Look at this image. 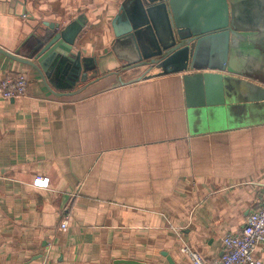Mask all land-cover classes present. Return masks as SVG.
<instances>
[{
  "label": "crops",
  "instance_id": "1",
  "mask_svg": "<svg viewBox=\"0 0 264 264\" xmlns=\"http://www.w3.org/2000/svg\"><path fill=\"white\" fill-rule=\"evenodd\" d=\"M129 1L0 0V48L27 57L44 23L85 18L75 53L97 59L80 85L59 62L47 86L0 53V81L30 80L26 97L0 99V264H193L185 247L214 261L264 196L263 55L242 44L224 105L188 94L184 73L122 86L145 71L109 55ZM199 10L180 1L181 15Z\"/></svg>",
  "mask_w": 264,
  "mask_h": 264
},
{
  "label": "water",
  "instance_id": "2",
  "mask_svg": "<svg viewBox=\"0 0 264 264\" xmlns=\"http://www.w3.org/2000/svg\"><path fill=\"white\" fill-rule=\"evenodd\" d=\"M180 1L132 0L122 6L113 23L116 42L109 55L114 53L126 59L123 72L145 71L128 82L121 81L120 85L140 82L158 71L160 74L184 73L188 94L206 95L204 105L214 102L224 105L226 83L237 74L232 63L239 62L242 44L249 41L264 59V0H198L200 20L181 15ZM86 23L85 18H78L65 27L44 23L45 28L38 33L36 47L29 56L20 57L2 48L0 53L33 68L47 86L59 62H67L70 78L74 85H80L88 80L97 64V59H86L81 52L75 53ZM150 58L153 59L147 61ZM260 70L255 79L264 84ZM213 97L215 101L211 100Z\"/></svg>",
  "mask_w": 264,
  "mask_h": 264
},
{
  "label": "built area",
  "instance_id": "3",
  "mask_svg": "<svg viewBox=\"0 0 264 264\" xmlns=\"http://www.w3.org/2000/svg\"><path fill=\"white\" fill-rule=\"evenodd\" d=\"M29 79L23 73H13L0 81V99L15 100L26 97L29 88ZM36 186L46 188V179L37 177ZM62 228L67 223H62ZM264 244V196L257 206L248 215L247 223L238 234L227 235L223 239V253L219 259L208 261L199 253L185 247L186 254L193 264H263L257 257L258 249Z\"/></svg>",
  "mask_w": 264,
  "mask_h": 264
},
{
  "label": "rangeland",
  "instance_id": "4",
  "mask_svg": "<svg viewBox=\"0 0 264 264\" xmlns=\"http://www.w3.org/2000/svg\"><path fill=\"white\" fill-rule=\"evenodd\" d=\"M149 53H151V50L150 51H148L146 54H149ZM153 58H150V59H147V61H151ZM136 70H138V69H136ZM132 71H134V70H131V71H129V72H132ZM135 72H137V71H135ZM24 74V73H23ZM26 75V74H25ZM27 76V75H26ZM28 77V76H27ZM29 79V78H28ZM29 82H30V80H29Z\"/></svg>",
  "mask_w": 264,
  "mask_h": 264
}]
</instances>
